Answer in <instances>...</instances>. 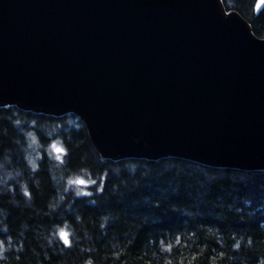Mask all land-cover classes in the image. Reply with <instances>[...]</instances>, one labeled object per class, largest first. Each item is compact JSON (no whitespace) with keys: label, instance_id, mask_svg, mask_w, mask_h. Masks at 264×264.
Segmentation results:
<instances>
[{"label":"water","instance_id":"obj_1","mask_svg":"<svg viewBox=\"0 0 264 264\" xmlns=\"http://www.w3.org/2000/svg\"><path fill=\"white\" fill-rule=\"evenodd\" d=\"M8 107L75 116L103 160L264 172V38L221 0H0Z\"/></svg>","mask_w":264,"mask_h":264},{"label":"trees","instance_id":"obj_2","mask_svg":"<svg viewBox=\"0 0 264 264\" xmlns=\"http://www.w3.org/2000/svg\"><path fill=\"white\" fill-rule=\"evenodd\" d=\"M221 1L264 38L257 0ZM89 262L264 264V172L103 160L75 116L0 108V264Z\"/></svg>","mask_w":264,"mask_h":264},{"label":"snow or ice","instance_id":"obj_3","mask_svg":"<svg viewBox=\"0 0 264 264\" xmlns=\"http://www.w3.org/2000/svg\"><path fill=\"white\" fill-rule=\"evenodd\" d=\"M52 147H53V151L57 154V156H56L57 160L62 162L61 154L64 153L65 150L59 146H56V145H53ZM81 183H83V182H81ZM93 183H97V182L93 181ZM99 185L100 186L98 187L97 191L103 192L104 191V183L99 182ZM68 243H69V241L66 242V244H68Z\"/></svg>","mask_w":264,"mask_h":264},{"label":"clouds","instance_id":"obj_4","mask_svg":"<svg viewBox=\"0 0 264 264\" xmlns=\"http://www.w3.org/2000/svg\"><path fill=\"white\" fill-rule=\"evenodd\" d=\"M81 182H84V181L78 178V179H76V180H74V181H70L69 183H71V184H81ZM60 235H61V238H62L63 240H66V239L64 238V233H61ZM89 264H90V262H89Z\"/></svg>","mask_w":264,"mask_h":264},{"label":"rangeland","instance_id":"obj_5","mask_svg":"<svg viewBox=\"0 0 264 264\" xmlns=\"http://www.w3.org/2000/svg\"><path fill=\"white\" fill-rule=\"evenodd\" d=\"M64 238H65V235H64Z\"/></svg>","mask_w":264,"mask_h":264}]
</instances>
